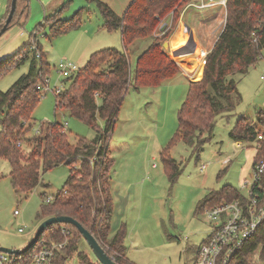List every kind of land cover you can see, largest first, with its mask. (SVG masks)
<instances>
[{"label":"trees","instance_id":"trees-1","mask_svg":"<svg viewBox=\"0 0 264 264\" xmlns=\"http://www.w3.org/2000/svg\"><path fill=\"white\" fill-rule=\"evenodd\" d=\"M89 1L99 6L105 28L121 31L124 50L106 47L92 53L85 66L67 79L69 86L56 94L55 107L65 109L71 116L88 123L96 130V136L93 139L77 137L73 143L65 124L58 121L44 122L38 131L28 136L35 123L33 113L41 96L38 85L51 73L46 54L36 42L35 34H32L31 40L20 50L0 61V74L27 61L30 65L28 72L21 75L8 90H0V159L10 162L12 186L23 193H30L39 185L42 171L60 164L68 165L69 177L62 189L52 196L53 200L45 202L48 196L42 194L43 203L37 218L43 221L52 216H71L88 229L102 246L107 244L117 250L121 255L119 264H130L124 245L127 225L123 223L110 236L114 213L111 186L114 160L109 155V142L121 106L131 88L139 90L141 87L159 86L181 71L164 48V43L177 27L188 0H132L123 16L102 0ZM28 2L17 0V9L9 27L27 18ZM11 3L12 0L9 11ZM65 7L66 3L47 14L40 26L48 25L53 36L77 29L81 24V11L64 19L61 14ZM169 15H172L170 26L166 24L161 35L155 36L161 21ZM5 20L0 22V30ZM148 37H152L153 41L139 54L132 70L127 48L136 40ZM34 44H37L40 58L32 49ZM263 49L264 0H227L225 27L205 56L202 78L189 82L187 97L178 112V129L161 154L172 182L178 178L179 167L170 154L171 147L178 141H184L196 148L210 138L202 136H210L216 117L232 111L238 98V85L232 76L247 73L261 59ZM177 60L185 64L186 56ZM98 117L104 121L102 128L98 125ZM258 120L264 126V109L258 111ZM260 131L249 117L243 115L237 120L230 136L235 141L255 140ZM261 144L255 161L264 156V141ZM241 196L234 186L226 184L210 191L199 202L197 210L202 211ZM63 227L69 228L72 236L64 249L57 253L55 264H68L71 257H77L79 264H101L79 249V242L83 239L80 231L71 224L60 223L49 226L27 252L8 254L5 264L30 263L43 243L64 241L61 234ZM106 251L109 253V250ZM257 252L264 264V224L236 254L232 264H253L252 257Z\"/></svg>","mask_w":264,"mask_h":264},{"label":"rangeland","instance_id":"rangeland-1","mask_svg":"<svg viewBox=\"0 0 264 264\" xmlns=\"http://www.w3.org/2000/svg\"><path fill=\"white\" fill-rule=\"evenodd\" d=\"M46 1L50 0H29L28 16L24 22L13 24L0 36V61L20 50L35 34L36 42L42 47L51 66V88L59 86L63 89L69 86V81L56 69L61 59L75 62L82 68L87 62V52L91 50L106 47L124 50L121 33L105 28L99 6L88 0H66L62 18H71L81 11V24L77 29L53 36L48 25L40 26L45 18V14H41L42 4ZM110 1L113 4L120 2ZM9 4L10 0H0V22L5 20ZM183 13L186 22L195 27L192 39L195 40V36L203 41L206 36L208 38L205 48L201 45L195 47L197 53L201 52L199 57L192 55L185 60V67H193L189 71L192 77L180 71L159 86L141 87L139 90L131 88L121 106L109 142V155L114 159L111 172L113 186L119 187L121 181L127 180L133 182L134 193H143L141 218L134 225L133 222L127 223V235L131 233V240L127 237L125 245L134 264H190L203 239L212 234L218 222L207 214V208L197 210L199 202L210 191L226 184L244 194V181L252 179L259 138L238 143L230 136L231 130L237 120L245 115L260 132H264V126L258 120V111L264 109V79L261 78L264 75L263 49L261 59L247 73L232 76L238 85V98L232 111L216 117L210 136H202L210 138L196 148L184 141H178L171 147L170 154L177 160L179 175L174 182L170 180L161 154L178 129V112L187 97L189 79L197 80L194 75L200 68L203 71L205 51L216 42L225 27L226 7L218 5L203 11L191 7ZM171 22L172 15L162 20L155 36L161 35L162 28L166 24L170 26ZM180 30L184 36L183 29ZM152 41L153 38L148 37L128 46L132 70L139 54ZM183 42L184 39L174 46L179 47ZM30 54L33 55V51ZM29 66L27 61L20 67L3 71L0 74V90H8L21 75L28 72ZM55 96L53 91L44 95L41 92L33 113L35 123L28 136L34 134L42 123L58 121L65 124L71 142L74 143L77 137L93 139L96 130L85 121L71 116L69 111L56 109ZM103 124L98 117L99 127L102 128ZM202 165H206L204 170ZM10 169V162L0 159V245L21 249L32 240L42 222L37 218L43 203L42 194L52 197L61 190L69 177L70 167L60 164L42 171L41 182L30 193H23L12 186ZM137 201L134 195L133 204L136 205ZM15 210L19 213L15 214ZM20 228L24 231L20 232ZM79 249L95 259L84 238L79 242ZM252 261L253 264H263L259 252L254 254ZM68 264H79L78 258L71 257Z\"/></svg>","mask_w":264,"mask_h":264},{"label":"built area","instance_id":"built-area-1","mask_svg":"<svg viewBox=\"0 0 264 264\" xmlns=\"http://www.w3.org/2000/svg\"><path fill=\"white\" fill-rule=\"evenodd\" d=\"M226 3L227 0H188L183 12L191 7L200 11L215 8L218 5L226 7ZM32 49L36 52V57L40 58L37 44H34ZM56 69L63 78L68 79L77 74L80 66L75 62L61 59ZM261 78L264 79V75ZM38 89L44 95L48 91L58 94L65 88L62 89L59 86L51 88L49 77H47L38 85ZM257 138H259L257 145V152H259L262 148L261 141H264V132H259ZM205 168L206 165H202V170ZM242 188L245 193L241 194V197L223 201L206 210L207 214L218 222L212 234L201 244L195 264H232L236 254L264 224V156L254 162L252 179L245 180ZM52 200L53 197H47L45 202ZM18 213V210H15V214ZM19 231L24 230L20 228ZM61 234L64 236V241L43 243L28 264H55L57 253L64 249L72 236L71 230L67 227L62 228ZM104 249L109 250L111 258L118 263L120 253L107 244ZM7 259L8 254L0 252V264H5Z\"/></svg>","mask_w":264,"mask_h":264},{"label":"crops","instance_id":"crops-1","mask_svg":"<svg viewBox=\"0 0 264 264\" xmlns=\"http://www.w3.org/2000/svg\"><path fill=\"white\" fill-rule=\"evenodd\" d=\"M102 1L107 3L118 15L123 16V14L125 13L126 9L129 7L132 0H120V2L118 4L114 3L115 5L110 0H102ZM64 3H66V0L46 1L44 4H42L41 14H45V16H46L47 14H50L53 11L60 8ZM27 15H28V10H27ZM184 17H185L184 13L182 12V16H181L180 21L177 24L176 30L172 33L170 39L168 40V48H166V50L168 49L170 56L177 62V64L179 65L180 70L183 73V75L188 76L190 70H188L186 68H190V67L189 66L185 67V64H182V62H180L179 60L177 61V58L182 57V56H186V59H187V58L191 57L192 55H194V57H199L201 52L197 53L196 48L199 45H201L202 48H205L206 47V45H204V44H206L205 40L208 38L206 36L205 40L203 41L202 38L197 39L195 36L194 37L195 40H193L192 35L194 33L193 30L195 29V27L193 25H190L188 22H186ZM20 22H24V19H22ZM185 25L190 27V33L188 32V39H186V35H185V29H186ZM180 28L183 29L184 36H182V37L184 39V42L179 47H177V46H174V39H175V36L178 33V31L180 30ZM116 31L121 33L120 30H116ZM178 38L179 37H177V41H178ZM196 39H197V41H196ZM214 43L210 44V48L207 51H205V56L213 48ZM94 52L95 51H92V50L87 52L86 59L88 60L89 55H91ZM81 56L83 57V53ZM174 56H176V57H174ZM203 60H202V62H203ZM190 63L193 64V62H190ZM189 76L192 77L191 74ZM202 76H203V71L200 68L199 76L197 78H194V79L200 80L202 78ZM189 80H193V78L189 79ZM237 142L240 143V141H237ZM113 181H114L113 178H111L112 195L114 197V213H113V217H112L110 236H113L118 231V229L121 227V225L123 223H125L127 225V223L131 224L133 222V225H134V223L137 222L141 218L142 213H143V210L141 207V204H142L141 201L143 198V193H140V191H139V193L137 195V193L133 192V188H132V187H134L133 182L131 183L130 181L123 180V181H121L122 184L119 187L118 186L115 187V186H113ZM134 195H135L136 199H138V201L136 202V205H134L132 202ZM130 234L126 236L125 241H124V245L126 244L127 237L129 240H131ZM206 238H204L203 241ZM125 246H126V258L130 264H134V260H131L128 256V253H127L128 247H127V245H125ZM197 257H198V253L195 257H193L190 264H195Z\"/></svg>","mask_w":264,"mask_h":264},{"label":"water","instance_id":"water-1","mask_svg":"<svg viewBox=\"0 0 264 264\" xmlns=\"http://www.w3.org/2000/svg\"><path fill=\"white\" fill-rule=\"evenodd\" d=\"M17 9V0H12L11 8L9 11V14L4 22L3 27L0 30V36L3 35L10 27L9 24L13 20L14 14ZM187 30L190 33V27L187 26ZM164 48H168V41H165ZM71 224L75 226L80 233L82 234L83 238L87 241L89 247L91 248L95 258L101 263V264H118L115 262L109 253L104 249V247L100 244V242L96 239V237L88 230L86 229L79 221L74 219L71 216L68 215H58V216H52L45 220H43L40 225L38 226L34 237L32 240L21 249H14L9 248L5 246L0 245V252L7 253L10 255H17L27 252L33 245H35L39 238L42 236L43 232L51 225L53 224Z\"/></svg>","mask_w":264,"mask_h":264},{"label":"bare ground","instance_id":"bare-ground-1","mask_svg":"<svg viewBox=\"0 0 264 264\" xmlns=\"http://www.w3.org/2000/svg\"><path fill=\"white\" fill-rule=\"evenodd\" d=\"M185 26H186V25H185ZM185 35H186V39H188V30H187V27H186V29H185ZM177 37H179V38H178V41H177ZM182 39H183V37H182V33H181V30H179L178 33H177L176 36H175L174 44H175V45L178 44V42L182 41ZM195 66H196V65H195ZM197 67H198V66H197ZM192 68H193V67L186 68V69L192 71ZM195 68H196V67H195ZM193 72H194V71H193ZM199 73H200V69H198V71L196 72V75H194V78H197V77L199 76Z\"/></svg>","mask_w":264,"mask_h":264}]
</instances>
